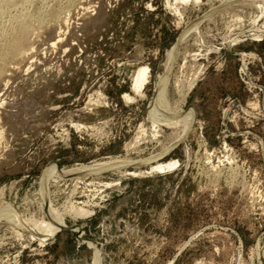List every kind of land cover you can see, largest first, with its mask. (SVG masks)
Masks as SVG:
<instances>
[{"label":"rangeland","instance_id":"1","mask_svg":"<svg viewBox=\"0 0 264 264\" xmlns=\"http://www.w3.org/2000/svg\"><path fill=\"white\" fill-rule=\"evenodd\" d=\"M50 6L58 22L0 77V202L51 221L50 199L98 264H264V0H11L0 25ZM165 73L191 115L176 144L152 99ZM53 161L120 165L43 186ZM64 227L0 218V264H94Z\"/></svg>","mask_w":264,"mask_h":264},{"label":"bare ground","instance_id":"2","mask_svg":"<svg viewBox=\"0 0 264 264\" xmlns=\"http://www.w3.org/2000/svg\"><path fill=\"white\" fill-rule=\"evenodd\" d=\"M10 5H11V0H0V19L3 17L4 13H6ZM59 13L61 12L53 8V6L52 7L50 6L44 11H41L35 7H32L29 11L21 13L19 15H15V16L12 15L7 19L6 22L4 23L2 22L3 24L0 25V77L4 71L3 69L6 67L7 64L15 61L18 58H21L30 50L31 41H33V36L35 37V35L39 33V31L41 32V30L46 27L49 21L52 20L54 23L56 21L58 22L59 20L58 18H60ZM180 39L181 37H179L177 42H179ZM177 44L178 43H175V45L172 48L170 58L169 60H167L168 65L166 68L170 66L172 60L175 57V53H176L175 49H176ZM166 75H167L166 73L163 74L160 77L159 81L157 82L156 89H155L156 95L154 94L152 99L155 100L156 106L158 108V110H156L157 111L156 113L157 116H155L156 119L158 118V115L166 119L162 121L161 124L169 126L170 128L174 130V133H178V136L180 135L179 139L175 142L176 144L188 133L189 127L187 126L191 120V115L190 113L182 115L178 111L181 103H183L185 100V94L181 96L180 100L176 102L175 105L172 106L168 103V100L166 97V88H167L168 78L165 77ZM147 76H148L147 67L142 66L138 68L133 78V87L135 88V90L142 87V85L147 80ZM156 158H154V160ZM119 163H120L119 161L116 163L110 162L108 164L97 163L95 166L85 167V168L74 170V171L69 170L70 172L60 170V168L55 163H49L46 166V169H44L42 173L40 183L44 186V184L47 185L50 177H53L56 175L59 177H66V176H70L73 174H80L83 172H87L90 170L104 169V168H107L105 166L112 165V164L113 166H117V165H120ZM44 204H45V207L47 206L48 212L52 217L50 219L51 221H44V220L38 221L34 218H26V217L22 218L18 214L13 203L9 202L8 200L0 202V218H6L10 220L11 222L15 223V225L17 224L18 226L21 224L30 226L33 229V231L40 236V238H46L47 236L51 235L55 231L56 227L61 228L65 225L61 224V217L58 214H56L57 209H55L51 205L50 199H47V201H44ZM86 244L89 247H91L90 242L86 241ZM94 256H95L94 264H98V259H99L98 253L95 252Z\"/></svg>","mask_w":264,"mask_h":264},{"label":"water","instance_id":"3","mask_svg":"<svg viewBox=\"0 0 264 264\" xmlns=\"http://www.w3.org/2000/svg\"><path fill=\"white\" fill-rule=\"evenodd\" d=\"M192 107V106H190ZM193 108V107H192ZM58 167H59V164L58 162L56 161H53ZM60 168V167H59ZM73 175H77V174H73ZM14 205V204H13ZM64 227V226H63ZM62 228V227H61ZM65 229H68V230H72V231H75L76 233V239L79 241V242H90L93 246H94V253L96 252V248H95V241L93 239H88V238H83L82 237V231H81V226L75 224V225H72V226H68V227H64ZM60 229V228H58Z\"/></svg>","mask_w":264,"mask_h":264}]
</instances>
